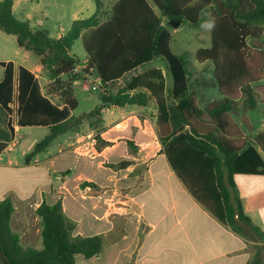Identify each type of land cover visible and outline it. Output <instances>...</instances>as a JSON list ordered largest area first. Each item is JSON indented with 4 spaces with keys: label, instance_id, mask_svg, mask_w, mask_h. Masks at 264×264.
<instances>
[{
    "label": "trees",
    "instance_id": "trees-1",
    "mask_svg": "<svg viewBox=\"0 0 264 264\" xmlns=\"http://www.w3.org/2000/svg\"><path fill=\"white\" fill-rule=\"evenodd\" d=\"M13 1L0 2V31L14 36L20 49L38 59L50 83L42 93L35 76L19 67L15 86L13 63L0 62V153L14 139V112L18 126L48 128L25 157L29 162L57 137L79 130L106 107H146L154 101L157 138L174 174L219 222L238 234L248 229L264 242L262 232L243 214L234 182L236 175L264 177V131L249 138L253 127L245 116L264 109V0H117L109 10L102 0H93L94 15L74 21L59 39L17 20ZM205 20L211 25L210 47L197 50L194 58L200 64L211 63L212 78L204 85L215 88L218 99L195 92L189 55H174L170 48L171 31L184 24L197 29ZM81 36L87 63L73 73L80 63L71 48ZM157 58L165 62L170 89H165L160 70L152 69L125 81L115 94L109 91L124 75ZM91 73L101 83L103 104L74 116L78 103L73 84ZM107 146L100 141L96 150ZM128 165L121 162L116 167ZM13 212L10 199L0 200V264H76V256L91 259L103 248L101 236L74 235L76 225L63 213L61 200L42 202L36 209L40 249L21 245L10 227Z\"/></svg>",
    "mask_w": 264,
    "mask_h": 264
},
{
    "label": "crops",
    "instance_id": "crops-1",
    "mask_svg": "<svg viewBox=\"0 0 264 264\" xmlns=\"http://www.w3.org/2000/svg\"><path fill=\"white\" fill-rule=\"evenodd\" d=\"M115 1L103 2L105 9L109 10ZM95 11L93 0H14L12 4V14L17 20L27 22L32 29L47 31L52 39L61 38L74 21L88 19ZM162 25L167 27V22L163 20ZM22 61L27 63L25 58ZM157 61H161L159 66ZM86 63L87 56L78 67H85ZM162 63L157 58L148 68L144 66L146 69L126 74L116 84L156 69L164 77L165 89H170L165 78L166 65ZM27 64L13 63L15 86L18 68L24 67L35 76L43 93L50 81L38 60ZM87 80L99 81L95 73L83 82ZM157 116L154 101L146 107H106L101 112L103 122L99 131L109 146L96 152L93 159L76 154L80 149L75 146L80 128L73 135L64 134L65 138L56 144L55 155L41 159L39 153L26 162L27 149L19 148L28 147L31 152L34 143L30 140L26 146L25 141L31 135L19 133L41 129L47 135L48 128L18 126L14 112L11 118L14 139L0 153V200L12 201L10 227L19 236L21 245L41 248L36 209L42 202L52 205L61 200L63 213L76 225L74 235L102 237L103 248L94 257L101 260L99 264H264V242L248 229L238 234L219 222L174 174L163 152L159 153L162 146L158 138L154 140V124L150 123ZM121 146L131 148L134 153L127 152L122 158L117 152ZM50 153L48 150L47 155ZM66 155L72 159L69 166L49 167L50 161ZM105 162L110 164L104 166ZM121 162L129 165L119 169L116 166ZM139 166L144 167L142 174L134 172ZM23 170L40 172L41 177L30 191L10 185L4 188L9 179L18 177L17 171ZM260 179L264 177L236 175L234 182L243 214L264 236V182ZM111 213L113 219L109 218ZM80 257H75L76 264H88L80 261Z\"/></svg>",
    "mask_w": 264,
    "mask_h": 264
},
{
    "label": "rangeland",
    "instance_id": "rangeland-1",
    "mask_svg": "<svg viewBox=\"0 0 264 264\" xmlns=\"http://www.w3.org/2000/svg\"><path fill=\"white\" fill-rule=\"evenodd\" d=\"M109 1L111 0H103L104 3H108ZM209 24L210 22L205 20L204 23L197 29L190 28L184 24L178 30L171 31L172 40L170 43V48L174 55H180L182 53H187L189 55V60H190L189 80L194 86L195 92L201 98L218 99L219 94L217 90L215 88L206 87L204 85L206 82H209L212 78L211 63L205 62L203 64H200L194 58V53L197 50L201 48L210 47V27H208ZM44 29L49 30V27L45 26ZM71 53L77 58L80 64L83 62L86 55L82 48L81 38L75 41L74 45L71 48ZM24 58L26 59L27 63L37 62L38 60L32 53L26 52L20 49L16 43V39L14 36L6 35L0 31V62H13L16 66L28 65L27 63L22 61ZM162 62L165 63L163 60ZM160 64H161V61L156 62L157 66H159ZM149 66L150 65H146L145 67L148 68ZM145 67L144 69H146ZM2 78H3V69L0 67V81L2 80ZM165 78L167 80L168 87H170L171 78L167 72V68L165 69ZM123 84L124 83L110 85L109 91L112 94H115L123 86ZM99 85H100L99 81L96 82L94 80H87L86 82L77 81V83L73 84V92H74L75 99L78 103V106L76 110L73 111L72 115L79 116L83 113L90 112L94 108L101 106L103 104L101 96L103 95L104 91H102L99 88ZM237 111H238V114L240 115L241 108H239ZM245 116L247 117L250 125L253 127V133L251 135H247L249 138H252L257 133L264 131V109L263 107H259L255 111L247 112ZM116 117L117 115H115L113 118H116ZM151 121L152 123H150V125L153 126L154 124L153 126L154 138L155 137L157 138L156 121L154 119L152 120V118H151ZM102 122L103 120H102L101 115L91 117L87 121L84 122V124L81 126V134L77 139L79 140V142L77 143V145H75L76 147H80V149L76 152V154H79L89 159H93V156H95L96 152H98L96 150V145L100 141H104V139H102V137L100 136V131H99V128L102 126L101 125ZM23 132H27V134L31 135V138L25 141L26 146H28V143L31 142L30 140L33 141L34 146H35L46 135V132L44 130L33 129V130L22 131L21 133H19V136H22L24 134ZM67 135H73V132H70ZM64 138H65V135L60 136L54 143H52L49 146V148L46 151L38 155L39 158L45 159L48 156L55 155L56 154V144L58 142H61ZM156 138L154 139L155 142H156ZM23 142L24 140L22 141V143ZM22 149L23 150L27 149V152H26L27 155L30 153V150H28V147H23V148L21 147V149L19 148V150H22ZM118 149L119 150L117 152L122 158L123 156H125L127 152L129 154L134 153V150L132 151L131 148H128L126 146H121ZM48 150L51 151L49 155H47ZM162 152H163V149L159 151V153H162ZM71 163H72L71 157H69V155H66L65 157L55 158L54 161L53 160L50 161L49 167L66 168ZM109 164L110 163L105 162L104 166H108ZM143 170H144V167L139 166L138 168H136L134 172L136 174H142ZM93 174L96 176H99L98 172H95ZM16 176H18L16 177V179H9L4 184V188L10 185V188L20 187L21 191L28 192L31 190L32 185H34V183L41 177L40 172L35 171V170L17 171ZM260 180L264 182V179H260ZM109 218L113 219L112 213L109 216ZM30 223L32 224V226H34V228H37V225L34 223V221H32V219H30ZM23 247H28V246L26 245ZM79 260L82 262H86L88 264H99V262H101V260L97 258L85 260L80 257Z\"/></svg>",
    "mask_w": 264,
    "mask_h": 264
},
{
    "label": "built area",
    "instance_id": "built-area-1",
    "mask_svg": "<svg viewBox=\"0 0 264 264\" xmlns=\"http://www.w3.org/2000/svg\"><path fill=\"white\" fill-rule=\"evenodd\" d=\"M85 67H76L75 69H74V71H73V73H78V72H80L81 70H83ZM11 109L13 110H15L16 109V105L15 104H13V105H11Z\"/></svg>",
    "mask_w": 264,
    "mask_h": 264
},
{
    "label": "clouds",
    "instance_id": "clouds-1",
    "mask_svg": "<svg viewBox=\"0 0 264 264\" xmlns=\"http://www.w3.org/2000/svg\"><path fill=\"white\" fill-rule=\"evenodd\" d=\"M208 27H211V25L209 24Z\"/></svg>",
    "mask_w": 264,
    "mask_h": 264
},
{
    "label": "water",
    "instance_id": "water-1",
    "mask_svg": "<svg viewBox=\"0 0 264 264\" xmlns=\"http://www.w3.org/2000/svg\"><path fill=\"white\" fill-rule=\"evenodd\" d=\"M101 84V83H100Z\"/></svg>",
    "mask_w": 264,
    "mask_h": 264
}]
</instances>
